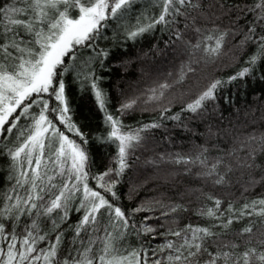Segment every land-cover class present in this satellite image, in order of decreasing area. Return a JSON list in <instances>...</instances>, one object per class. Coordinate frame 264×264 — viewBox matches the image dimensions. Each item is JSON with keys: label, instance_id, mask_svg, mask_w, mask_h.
Masks as SVG:
<instances>
[{"label": "snow or ice", "instance_id": "obj_1", "mask_svg": "<svg viewBox=\"0 0 264 264\" xmlns=\"http://www.w3.org/2000/svg\"><path fill=\"white\" fill-rule=\"evenodd\" d=\"M157 30L184 61L143 93L159 115L128 125L141 96L108 92L109 56L121 38ZM236 63L227 78L211 74ZM191 78L198 91L172 114L171 91ZM247 79L264 82V0H0V156L11 182L0 197V264H264V96L202 132L181 118L217 112L219 91ZM70 85L102 114L95 134L74 119ZM169 120L202 142L150 147L158 130L173 144ZM153 182L175 195L123 203L126 183L131 201ZM189 213L204 223L182 224Z\"/></svg>", "mask_w": 264, "mask_h": 264}, {"label": "trees", "instance_id": "obj_2", "mask_svg": "<svg viewBox=\"0 0 264 264\" xmlns=\"http://www.w3.org/2000/svg\"><path fill=\"white\" fill-rule=\"evenodd\" d=\"M139 7V5H138ZM134 19L131 23H134ZM109 36L112 35L111 28L107 30ZM169 34L161 33L159 30L152 36H146L143 40H138L135 43L132 41L123 42L121 38L116 47H112L111 41H101L100 47H112V52L109 56L110 71L104 73L106 79L104 87L108 92L116 97L120 91H122L125 97L141 96V103L137 110L131 115H126L124 123L133 126H139L141 122H150L154 117L159 115L158 106L144 105L143 93L149 87L154 86L155 82L168 79L172 80L174 76L179 72L180 66L184 61V57L175 52L168 44ZM241 67L240 63L233 64L231 66L219 65V70H211L212 75H216L222 78L234 74ZM172 73L173 76L168 74ZM194 78H191L184 86H178L170 93V99L173 100L172 114L179 112L181 104L191 100L197 88L193 87L191 92L188 91L190 85H192ZM206 81L201 80V86ZM70 104L75 109L74 119L83 125V130L90 134H95L97 130L102 129V114L99 113L92 104V98L89 94L85 93L82 96L79 92L78 86L70 85L69 88ZM264 96V82L252 81L247 79L246 83L241 81L233 82L230 85L225 86L218 93L219 109L217 112H211L205 114L203 117H193L189 113L182 114V120L189 128L196 131H204L206 124L212 123L216 125L220 122V114L223 117H228L235 112L236 108H245L249 105H253V97ZM147 108V111L143 110ZM259 115V113H257ZM166 127L171 133L173 138V144L168 145L166 143V133L163 130H158L156 138L160 140V145L151 144L150 147L156 148L157 151L167 149L168 151L176 152H188L192 149V142L201 143L202 141L196 139L191 133H186L180 127H176L172 121H166ZM90 150L93 156L99 158L103 154L101 147L90 142ZM109 153H114V148H108ZM150 152H144L141 155V161L137 163L136 169L131 173V178L137 184L141 183L145 178V172L141 168V164L145 156L151 155ZM8 160L4 156H0V197L10 186L7 179ZM183 180L184 183L190 181L186 177L178 178ZM194 183V182H192ZM128 185L127 183L121 189L122 201L128 206L132 207L140 200L146 198H152L164 193L166 195L174 196L175 193L171 192L167 186L157 188L156 183H149L143 189L140 190L138 195L131 201L127 198ZM234 197L239 198L241 196L242 189L237 186L236 189L231 190ZM260 189H257L255 194H247L249 197L258 195ZM218 195H227L226 192L217 191ZM241 202L243 200L241 199ZM139 218V217H138ZM185 222L192 223H204L199 217L194 214H185L182 224Z\"/></svg>", "mask_w": 264, "mask_h": 264}]
</instances>
